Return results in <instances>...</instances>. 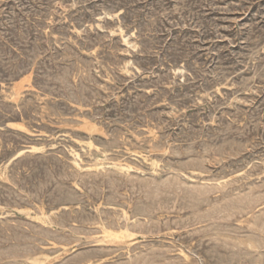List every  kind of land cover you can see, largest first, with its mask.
I'll return each mask as SVG.
<instances>
[{
    "label": "rangeland",
    "instance_id": "rangeland-1",
    "mask_svg": "<svg viewBox=\"0 0 264 264\" xmlns=\"http://www.w3.org/2000/svg\"><path fill=\"white\" fill-rule=\"evenodd\" d=\"M0 264H264V0H0Z\"/></svg>",
    "mask_w": 264,
    "mask_h": 264
},
{
    "label": "bare ground",
    "instance_id": "bare-ground-1",
    "mask_svg": "<svg viewBox=\"0 0 264 264\" xmlns=\"http://www.w3.org/2000/svg\"><path fill=\"white\" fill-rule=\"evenodd\" d=\"M128 44V43H127ZM126 65V64H125ZM14 125V124H13ZM15 126H18V125H15ZM73 154V153H72ZM77 164V163H76ZM75 164V165H76ZM78 165V164H77ZM118 167V166H117ZM118 170H120V169H118ZM77 185V184H76ZM256 198V197H255ZM199 212V211H198ZM118 215V214H117ZM105 228V227H104ZM113 233H115V232H113ZM113 233H110L111 235H114V236H117V235H115V234H113ZM102 235V234H101ZM89 236V235H88ZM186 256V255H185Z\"/></svg>",
    "mask_w": 264,
    "mask_h": 264
}]
</instances>
